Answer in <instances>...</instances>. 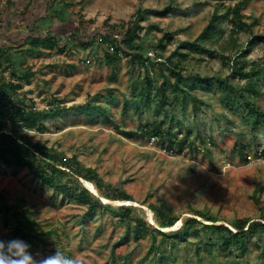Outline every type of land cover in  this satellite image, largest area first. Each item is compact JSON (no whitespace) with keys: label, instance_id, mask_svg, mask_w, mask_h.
<instances>
[{"label":"rangeland","instance_id":"1","mask_svg":"<svg viewBox=\"0 0 264 264\" xmlns=\"http://www.w3.org/2000/svg\"><path fill=\"white\" fill-rule=\"evenodd\" d=\"M62 1L0 0V44L22 42L32 24L39 25L43 31L49 27L62 35V49L40 45L34 52H26L19 61L23 69L34 72L29 80L22 81L19 95L34 101L37 108L54 107L58 111V115L44 118V131L27 130L31 140L52 146L68 157L76 154L83 165L95 167L105 182L124 188L133 197L131 201L101 197L104 203L134 204L145 210V216L153 223L154 213L147 206L151 202L164 203L181 216L197 208L225 224L236 218H260L264 210V131L249 130L237 115L225 110L221 95L214 89L197 87V92L210 100L213 107L207 108L202 103L200 106L206 114L195 117L188 95L175 113V120H181L175 130L179 135L188 132L193 144L169 147L153 137L140 135L128 139L114 123L121 129H137L147 121L169 118L165 114L168 105L161 108L152 102L143 105L133 98L134 84L138 88L144 85L143 69L132 65L126 56L115 65H107L103 62V44L93 42L84 46L82 43L89 40L85 33L104 30L105 21L119 24L139 9L161 10L168 4L171 7L168 11H155L142 20L144 29L140 41L152 56L150 46L163 32H173V41L194 38L216 6L221 11L223 6H232L241 0H221L222 3L216 0H64L69 3L64 7V21L44 17L47 11L51 13L49 3L58 8ZM240 10L248 21L254 20L252 33L264 34V0H244ZM79 19L85 20L82 31L71 37ZM230 26V20L221 23L225 36ZM10 32L15 40L8 37ZM39 33L35 31L33 35ZM252 33H240L238 42L245 46ZM22 46L26 48L29 44ZM173 47L174 43L168 44L165 53ZM216 47L221 50L219 44ZM263 53L264 44H253L248 59H261ZM199 68L209 73L230 72L228 63L218 57L205 59ZM114 72L116 78L112 76ZM5 74L9 76V70ZM158 75L157 71L151 74L153 78ZM89 100L105 105L111 119L95 111L86 113L69 108ZM258 102L264 108V89ZM241 144L246 146L247 161L240 158ZM81 181L91 192L99 194L90 181ZM0 193L11 208H28L37 230L45 232L46 243L40 244L33 253L46 255L56 249L79 258L82 264H103L110 258L112 245L126 229V223L109 209L88 211L87 205L41 185L26 169L0 164ZM180 224L181 220H177L164 229H175ZM4 233L10 235V228L4 226L0 212V235ZM256 240L264 243L262 229L251 239L250 252L244 258L251 264H259L254 247ZM150 241L148 234L139 240L131 238L116 247L115 256L125 257L128 264H151ZM177 256L182 262L190 257L189 250L182 246Z\"/></svg>","mask_w":264,"mask_h":264},{"label":"trees","instance_id":"2","mask_svg":"<svg viewBox=\"0 0 264 264\" xmlns=\"http://www.w3.org/2000/svg\"><path fill=\"white\" fill-rule=\"evenodd\" d=\"M216 1L222 3L221 0ZM243 2L244 0H241L232 6H223L221 11L216 6L194 38H178L173 41V32H163L150 46L152 56L140 41V33L144 29L142 20L155 11H168L171 8L168 4L161 10L139 9L127 21L119 24L105 21L104 30L84 34L89 36V40L82 42L84 46L93 42L103 44L105 64L115 65L122 56H126L132 65L143 69L144 85L138 88L137 84H134L133 98L143 105L151 102L160 108L168 105L169 109L165 114L169 115V118L147 121L137 129L127 130L114 123L120 133L128 139H135L138 135L153 137L169 147L175 144H193L194 140L189 138L188 132L179 135L175 130V126L181 122L175 120V113L176 107L179 104L183 106L188 95L192 103L191 112L195 117L206 114V110L200 106L202 103L207 108L213 107L210 100L197 92V87L214 89L221 95L225 110L227 108L233 115H237L249 130L254 131L257 128L264 131V108L258 102L264 89V53L261 59H248L253 44H264V34L252 33L254 20L248 21V17L241 12ZM67 5L69 3L64 0L58 8L49 3L48 10L51 13L47 11L44 17L50 16L53 20L64 21V7ZM225 20L231 22L227 36L221 27ZM84 23L85 20L79 19L71 37L82 31ZM35 31L40 33L33 35ZM245 32L253 35L244 46L238 42V36ZM8 37L15 40L11 32ZM27 42L29 46L23 48L22 45ZM171 43H174V47L166 54L167 45ZM217 44L221 48L219 51ZM40 45L62 49V35L49 27L43 31L39 25L32 24L22 42L0 44V164L13 169H26L41 185L87 205L88 211L109 209L111 214L124 221L125 232L114 242L110 258L103 264H128L125 257L115 256L116 247L129 242L131 238L139 240L146 234L151 240V264H251L244 258L250 252L251 239L256 232L260 229L264 231V210L260 218H236L225 224L217 222L219 218L197 208L188 210V214L181 216L164 203H147L154 213L155 224L147 219L145 210L141 211V208L134 204L104 203L101 197L113 201H131L133 197L124 188L105 182L95 167L83 165L76 154L68 157L52 146L31 140L27 130L42 132L44 118L58 115L56 108H37L34 101H28L18 92L23 85L22 81L29 80L34 73L30 68L23 69L19 61L26 52L32 53ZM216 57L228 63L229 73H209L199 68L200 62ZM5 70H9V76L5 74ZM153 71L159 74L155 78L151 76ZM112 76L116 78V73ZM69 108L86 113L95 111L110 118L107 107L101 102L89 100ZM180 109L182 110L181 107ZM239 152L241 160L247 161L245 145L241 144ZM81 179L90 181L99 194L91 192ZM0 212L4 226L10 228V235L1 234L0 240L11 241L12 238H17L29 244L32 252L40 244L46 243L43 236L45 232L37 230L29 209L11 208L5 203L2 193ZM199 217L208 222L200 220ZM177 220H181L179 227L164 229L171 227ZM182 246L189 250L190 257H185L181 262L177 252ZM254 247L259 264H264V243L256 240Z\"/></svg>","mask_w":264,"mask_h":264},{"label":"clouds","instance_id":"3","mask_svg":"<svg viewBox=\"0 0 264 264\" xmlns=\"http://www.w3.org/2000/svg\"><path fill=\"white\" fill-rule=\"evenodd\" d=\"M0 264H82L77 257H70L60 250L46 255L33 253L31 246L24 241L0 240Z\"/></svg>","mask_w":264,"mask_h":264},{"label":"bare ground","instance_id":"4","mask_svg":"<svg viewBox=\"0 0 264 264\" xmlns=\"http://www.w3.org/2000/svg\"><path fill=\"white\" fill-rule=\"evenodd\" d=\"M91 186V185H90ZM173 228V227H172Z\"/></svg>","mask_w":264,"mask_h":264}]
</instances>
